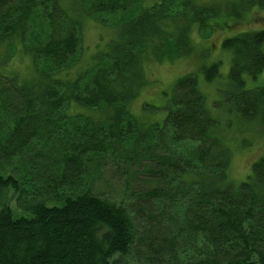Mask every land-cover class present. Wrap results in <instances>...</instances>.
I'll return each mask as SVG.
<instances>
[{
	"label": "trees",
	"instance_id": "trees-1",
	"mask_svg": "<svg viewBox=\"0 0 264 264\" xmlns=\"http://www.w3.org/2000/svg\"><path fill=\"white\" fill-rule=\"evenodd\" d=\"M148 1L72 0L70 12L62 0H0V264H121L137 246H147V264H264V149L231 184L229 150L192 73L176 82L162 124L128 110L146 84L144 57L180 58L193 25L202 35L232 30L264 0ZM78 17L115 22L121 35L73 79L65 71L81 57ZM222 47L232 54L224 101L264 135V85L244 88L245 75L264 73V26L227 36ZM17 53L31 57L28 81L1 71ZM219 65L202 68L207 82ZM102 166L127 188L136 179L149 185L124 206L91 190ZM132 204L155 226L177 223L178 247L152 228L143 237Z\"/></svg>",
	"mask_w": 264,
	"mask_h": 264
},
{
	"label": "rangeland",
	"instance_id": "rangeland-1",
	"mask_svg": "<svg viewBox=\"0 0 264 264\" xmlns=\"http://www.w3.org/2000/svg\"><path fill=\"white\" fill-rule=\"evenodd\" d=\"M207 1V0H203ZM150 0L147 2L150 4ZM64 6L72 12V0H62ZM81 16V15H79ZM81 21L83 47L79 62L75 67L65 71L68 75L76 79V77L90 67L94 63V54L99 48L104 47L113 39L120 38L121 32L119 27L115 26V22L110 21L109 24L103 25L95 19L89 17H78ZM264 26V9H250L244 21L240 22L232 30H226L215 26L214 30L207 29V33H200L197 24L191 27L188 44L190 51L182 54L180 58H165L159 61L153 57L143 58V67L145 72L146 84L138 91V95L128 104V110L137 118H140L146 124L159 123L162 124L168 114V104L172 100L174 87L176 82L182 76L193 74L198 78L199 86L206 95L208 109L217 120L213 127L215 136L225 144L230 153V162L228 167V179L234 186L245 180L252 168V163L260 156L264 149V135L257 122L254 120H243L237 112L232 110L227 102L224 101L228 91L233 89V81L230 78L232 66V54L229 50L222 47V41L227 36H232L238 32L247 29H255ZM3 53H0L2 60ZM212 63H219V77L212 82H207L204 78L203 67H207ZM5 75H16L21 81H28L36 76V70L32 63L31 57L26 54L17 53L11 56L10 61L5 63L1 68ZM62 72L60 76H63ZM245 89H253L254 87L264 85V73L259 75L257 79H252L245 75ZM211 107V108H210ZM84 109V108H79ZM76 108L72 106L71 113ZM257 125V127H256ZM261 133V134H260ZM180 152V147H175ZM120 172L115 173L111 167L103 172V166L97 173V179L91 190L100 196L111 198L122 205H129L134 200L131 196L132 190L138 192L147 189L148 180H131L129 188L123 185L122 180L118 179ZM137 181V182H136ZM136 182V183H135ZM138 184V185H137ZM89 188V187H88ZM91 191V192H92ZM17 193L8 191L5 199L15 208H18ZM170 203L169 201L156 203L152 208V212L161 209L162 205ZM124 205V206H125ZM187 203H180L177 207L171 204L174 211L177 208L182 212L186 208ZM131 210H136V219L140 225V230L147 232L152 228L159 234L163 233V237L168 238V246L172 245L173 236L176 238V248L178 247L176 232L179 230L177 223L166 222L155 226L154 220L148 222L147 212H138L136 204L130 205ZM187 209H185L186 211ZM21 213V210H19ZM167 219H164L165 221ZM170 220H168L169 222ZM151 229V232L154 230ZM191 240V238H189ZM192 241V240H191ZM146 242L148 240L146 239ZM149 243V242H148ZM150 244V243H149ZM194 247L197 242L194 241ZM147 246H137L133 249L134 253H128L123 258L121 264H147L146 254ZM171 248V247H170ZM151 255V254H150ZM153 260L156 257L151 255Z\"/></svg>",
	"mask_w": 264,
	"mask_h": 264
}]
</instances>
